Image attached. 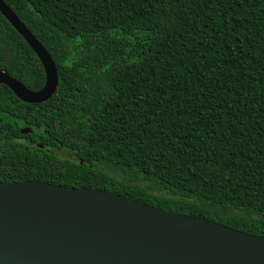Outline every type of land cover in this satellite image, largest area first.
<instances>
[{
    "label": "trees",
    "instance_id": "1",
    "mask_svg": "<svg viewBox=\"0 0 264 264\" xmlns=\"http://www.w3.org/2000/svg\"><path fill=\"white\" fill-rule=\"evenodd\" d=\"M2 1L58 85L39 104L0 85V183L104 190L264 237V0ZM0 71L45 82L1 14Z\"/></svg>",
    "mask_w": 264,
    "mask_h": 264
},
{
    "label": "water",
    "instance_id": "2",
    "mask_svg": "<svg viewBox=\"0 0 264 264\" xmlns=\"http://www.w3.org/2000/svg\"><path fill=\"white\" fill-rule=\"evenodd\" d=\"M0 14L45 75L36 92L1 71L0 85L23 103L47 101L58 85L51 57L2 0ZM0 264H264V237L104 190L0 183Z\"/></svg>",
    "mask_w": 264,
    "mask_h": 264
},
{
    "label": "rangeland",
    "instance_id": "3",
    "mask_svg": "<svg viewBox=\"0 0 264 264\" xmlns=\"http://www.w3.org/2000/svg\"><path fill=\"white\" fill-rule=\"evenodd\" d=\"M59 156L63 157V158H68V159H73V156L69 155V154H65V153H60L58 154Z\"/></svg>",
    "mask_w": 264,
    "mask_h": 264
}]
</instances>
